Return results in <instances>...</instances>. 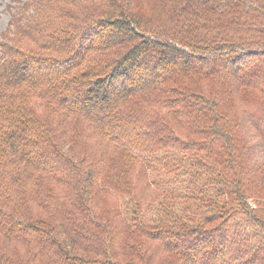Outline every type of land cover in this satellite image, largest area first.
<instances>
[{
    "label": "trees",
    "instance_id": "obj_1",
    "mask_svg": "<svg viewBox=\"0 0 264 264\" xmlns=\"http://www.w3.org/2000/svg\"><path fill=\"white\" fill-rule=\"evenodd\" d=\"M15 1L0 264H264V0Z\"/></svg>",
    "mask_w": 264,
    "mask_h": 264
},
{
    "label": "rangeland",
    "instance_id": "obj_2",
    "mask_svg": "<svg viewBox=\"0 0 264 264\" xmlns=\"http://www.w3.org/2000/svg\"><path fill=\"white\" fill-rule=\"evenodd\" d=\"M24 1V0H21ZM16 1L15 0H0V38L2 35L7 34L9 35L11 33L12 25H10L11 21V14L15 11L16 9ZM18 5V4H17ZM36 64L35 62H32L31 64H25L20 66V69L24 72L29 69H31V65ZM59 65L53 66V69L59 68ZM41 71V70H40ZM38 71V72H40ZM134 81V78H133ZM115 86H119L118 82H115ZM261 191L264 192V186L261 187ZM260 206V208H259ZM264 206V205H263ZM258 208L261 209L262 206L261 204H258ZM213 259H216V257H213Z\"/></svg>",
    "mask_w": 264,
    "mask_h": 264
}]
</instances>
